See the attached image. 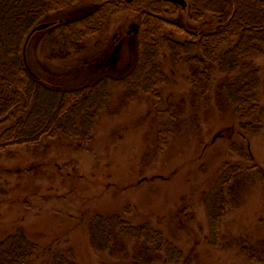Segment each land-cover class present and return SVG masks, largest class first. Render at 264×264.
Here are the masks:
<instances>
[{
	"label": "rangeland",
	"instance_id": "rangeland-1",
	"mask_svg": "<svg viewBox=\"0 0 264 264\" xmlns=\"http://www.w3.org/2000/svg\"><path fill=\"white\" fill-rule=\"evenodd\" d=\"M97 4L88 0L71 11L52 14L47 22L70 21ZM165 17L191 31L207 32L216 21L207 15L195 25L181 10ZM133 20L127 13L111 17L100 34L86 41L91 52L66 62L46 58L43 39L50 24L30 36L29 66L50 78L47 85L52 89L61 79L66 84H82V78L94 69L123 75L134 60L133 35L128 31ZM162 35L184 38L172 28H164ZM158 48V69L169 79L168 84L158 86L160 101L126 86L116 88L97 113L88 144L54 137L0 153V239L21 230L39 247L30 264H46L49 246L71 248L77 264H134L137 245L133 240L124 241L123 248L104 244L101 250L91 244L90 218L114 213L132 225L146 224L162 231L195 264H264L261 185L250 180L238 200L226 196L216 245L209 241L204 200L217 182L221 163L230 156L229 141L242 143L257 167L264 169V128L262 134L240 141L231 107L219 110L214 95L217 85L234 80V75L212 77L209 88H200L195 95L188 66L172 65L166 47ZM250 61L259 72L264 125V55ZM182 208L185 211L180 214ZM94 242L100 246L102 239L96 237Z\"/></svg>",
	"mask_w": 264,
	"mask_h": 264
},
{
	"label": "trees",
	"instance_id": "trees-1",
	"mask_svg": "<svg viewBox=\"0 0 264 264\" xmlns=\"http://www.w3.org/2000/svg\"><path fill=\"white\" fill-rule=\"evenodd\" d=\"M87 1L0 0V153L54 137L79 139L88 144L97 113L106 107L110 92L116 88L126 86L160 101L158 86L168 84L169 79L158 69L159 46L166 47L172 65L188 66L195 95L200 94L198 89L209 88L212 77L234 75V80L217 85L216 104L219 110L231 107L236 124L233 128L240 141L263 133L259 72L250 58L264 55V0H184L186 7L170 0H96L98 4L80 17L62 23L47 22L52 14L71 11ZM179 10L195 25L207 15L215 17V25L207 32L186 30L165 17ZM124 13L134 19L128 31L133 35L135 52L131 68L125 74L115 76L94 69L86 73L82 84H66L61 79L52 89L47 85L50 78L30 68L37 76L33 79L25 71L22 47L30 30L38 24H51L43 39L46 58L66 62L88 55L92 48L86 41L100 34L111 17ZM164 28H172L184 38L164 36ZM232 41L230 47L221 51V47ZM26 60L28 63L27 56ZM242 145L229 141L230 156L221 163L217 182L204 199L209 241L213 245L220 234L226 196L231 201L238 200L250 180L261 185L264 195V169L257 167L249 149ZM232 157L238 160H229ZM184 211L182 208L179 213ZM88 227L91 244L101 250L105 249L104 244L123 248L124 241L136 242L134 264L196 263L168 241L162 231L146 224L132 225L119 213L95 215ZM96 237L102 239L100 246L94 242ZM45 250L46 264H77L71 248L59 250L49 246ZM38 252V245L21 230L0 239V264H30Z\"/></svg>",
	"mask_w": 264,
	"mask_h": 264
},
{
	"label": "water",
	"instance_id": "water-1",
	"mask_svg": "<svg viewBox=\"0 0 264 264\" xmlns=\"http://www.w3.org/2000/svg\"><path fill=\"white\" fill-rule=\"evenodd\" d=\"M173 2V4L175 3V5H178L180 7H186V2L184 0H170ZM50 25V23H41V24H38L37 26L33 27L30 32L28 33V35L26 36V39H25V42L23 44V47H22V62H23V65H24V69L25 71L28 73V75H31V77L33 79H37V76L33 73V71L30 69L28 63H27V60H26V47H27V43H28V40L30 38V36L36 32V31H39V30H42L44 28H47L48 26Z\"/></svg>",
	"mask_w": 264,
	"mask_h": 264
},
{
	"label": "flooded vegetation",
	"instance_id": "flooded-vegetation-1",
	"mask_svg": "<svg viewBox=\"0 0 264 264\" xmlns=\"http://www.w3.org/2000/svg\"><path fill=\"white\" fill-rule=\"evenodd\" d=\"M113 50H115V49H113ZM102 61V59H100V62Z\"/></svg>",
	"mask_w": 264,
	"mask_h": 264
}]
</instances>
